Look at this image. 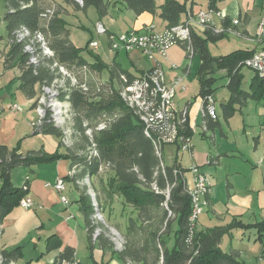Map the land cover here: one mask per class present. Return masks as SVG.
<instances>
[{
    "label": "trees",
    "instance_id": "1",
    "mask_svg": "<svg viewBox=\"0 0 264 264\" xmlns=\"http://www.w3.org/2000/svg\"><path fill=\"white\" fill-rule=\"evenodd\" d=\"M58 1V0H49ZM116 4H124L126 8L133 12L137 17L143 14L157 15L167 24V27H174L182 22L183 16L188 13L186 4L176 0H165L157 8L156 0H113ZM5 4L6 12L2 22L6 28V34L9 39V51L5 56L4 65L6 69L18 68L20 76L17 78L20 82V90L24 96L33 100L31 109L37 106L39 92H44L50 88L56 80H62V86L59 89V99L70 103L71 113L75 115L74 131L75 135H81L87 144L80 147L84 153H68L66 158L71 159L72 168H79L80 172L71 178L76 182L78 178H92L100 174V166L109 165L114 175V180L108 181L107 195L113 200L114 196H120L125 204L138 210L139 227L136 223L129 225L127 235L128 242L123 240L122 250L112 251L117 254L121 260H132L143 264H245L239 259L236 253L225 254L220 249L223 236L231 229L245 227L241 223H233L227 227H218L207 231L205 234H199L197 231L194 238L189 241L191 229L189 226L192 202L190 195H187L186 183L183 179L184 169L175 162L173 166L162 167V158L158 157L157 149L154 144L156 137L152 130L149 135L146 134V127L138 116H135L130 109H123L119 105L117 93L105 99L101 93L103 82L97 84L94 99L91 98L92 87L84 92L78 85H73L69 77H63L60 70L61 66L67 69L77 70L82 67L90 68L97 73L105 70L109 71L110 79L118 81L124 87L122 77H127L128 82L135 78L129 73L118 68V66H107L99 55H91L88 52V45L84 49L76 48L70 39V30L67 22L63 19L64 8L60 5L53 8L54 14L49 20L42 21V15L45 13L46 0H0ZM70 4L69 0H64ZM215 0L209 2V9L218 12ZM74 7L79 11H87L94 8L99 18H104L109 14L110 2L108 0H82V4L74 1ZM50 8V7H49ZM191 17V16H189ZM222 22V32H216L215 29H204V37H200L192 31V49L194 55H198L201 60L197 72V78L200 86L199 96L205 98L213 95L216 72L225 71L229 79L227 89L230 98L227 104L222 105V110L227 119L234 116L235 105H244L248 99L261 101L264 98V76L257 74L252 80L250 92L246 93L241 89L243 79L242 70L245 68L244 62L250 59L253 51H236L227 56L213 58L208 49V43H218L230 33H237L236 24L224 17ZM44 23V24H43ZM237 23V22H236ZM26 28L32 34L37 32L44 34L49 40L48 47L54 53L52 57L42 56L36 49L32 50L31 56L23 49V45L15 43L14 33ZM3 38L0 37V41ZM185 47V46H184ZM186 50V47H185ZM35 51L38 55H35ZM88 52L93 59L90 64L83 57V53ZM33 55V56H32ZM32 57L40 59L39 64L31 65ZM55 64H57L55 66ZM61 72V73H60ZM80 78V77H78ZM83 83V81H80ZM54 86V85H53ZM44 90V91H43ZM114 92H117L114 90ZM96 100V101H94ZM119 110V115L114 116L113 121L108 124L104 131L95 133L93 140L86 137L87 128L85 123L89 121L94 114L112 113ZM44 124L41 128L35 129L34 133L63 138L64 132L61 127L54 125L52 114L43 119ZM88 123V122H87ZM88 127L90 125L88 124ZM182 134L192 137L188 128V123L183 126ZM64 140V139H63ZM93 147L87 151V147ZM163 154V153H162ZM163 157V155H162ZM59 156H47L41 152H28L22 154L20 147L9 150L0 145V224L16 208L20 201L26 197L23 188H16L11 180L12 172L19 167L31 168L38 164L52 162ZM178 171V174H175ZM30 172L33 173L31 170ZM25 184L29 185L30 181ZM155 184L159 193L153 189ZM85 190V191H84ZM81 193L79 203L85 218V224L89 233L91 245L97 243L105 250H112L109 239L104 233L95 238L97 230L95 229L92 217L95 213L92 199L84 188ZM169 190L171 195L168 200V209L163 205L167 201L165 192ZM163 192V193H162ZM160 213V214H159ZM159 214V215H158ZM173 220H170L171 218ZM173 223L177 230L175 232V246L168 249L165 242L166 235L172 231ZM246 228H254L258 233V241L264 246V222ZM139 235V236H138ZM133 237V238H132ZM96 241H95V240ZM51 240V241H50ZM48 249L59 248V244H52L51 238ZM93 242V243H92ZM93 246H91V250ZM2 264H11L21 257L20 249L10 252H1ZM75 260L74 252L65 251V255L59 260Z\"/></svg>",
    "mask_w": 264,
    "mask_h": 264
},
{
    "label": "crops",
    "instance_id": "2",
    "mask_svg": "<svg viewBox=\"0 0 264 264\" xmlns=\"http://www.w3.org/2000/svg\"><path fill=\"white\" fill-rule=\"evenodd\" d=\"M164 1L165 0H162V2L159 3L156 0L158 9ZM176 1L186 4L188 8L187 15L183 16L181 21L184 23L192 13L209 8V2L211 0H209L205 8L198 4L197 0H192V2L188 0ZM56 2L59 3L60 0ZM215 2H217L216 7L218 11L224 12V17H227L233 24H236L238 32L228 35L237 37L244 44H238L236 47L234 46L231 52H227V46L224 47L223 44V50L225 52L217 56L212 53V48L210 47V44L214 43L209 42L211 56L213 58H220L233 52L235 53L236 51L255 50L257 47L253 44V40L256 35L258 24L264 16V8L260 6L262 5V1L238 0L227 3L228 0H215ZM2 4L6 12L5 4ZM63 7L66 10L64 5ZM68 13L69 14H64L63 19L67 22L69 28L67 19L71 18V16L69 11ZM159 13L160 11L158 10L155 16L143 14L137 17L133 12L129 11L124 4H118L117 7L110 6L109 14L106 17L99 18L98 16L96 23L103 24L108 34L111 35H120L131 30L141 29L151 23L162 30L167 27V24L159 18ZM110 22L119 25V32L113 30ZM222 22V19H217L216 24L218 28L223 27ZM2 24L4 25L3 22ZM193 31L198 36L204 37V31L203 33L197 29H193ZM2 41L3 40L0 42ZM222 43L221 40L215 43L214 47ZM175 47L181 48L184 53V61L182 63L172 59L169 53L168 60H163L161 58L158 60L165 72L167 81L172 82L177 78L184 79L183 83L187 89V84L189 83L188 78L191 77L193 79L194 77V73H192L191 69L193 63L197 59L198 63L196 65H198L197 68L199 69L201 60L198 55H195L192 61H189L184 45L180 44ZM8 51L9 45L6 54ZM109 54L110 56H107V58L106 56L104 58L101 54L98 55L107 66H118V68L129 73L134 78H137L143 72L154 66V64L149 62L139 51L130 53L123 51L110 53L109 50ZM5 55L0 58L2 66L4 65ZM86 60L88 61V59ZM88 62L90 64L94 63L92 59ZM173 64L177 65L178 68L174 69ZM3 69L5 73H13L14 83L12 84L13 86L10 85L11 87H6V91L0 96V102L2 104V106H0V145L5 146L9 150L20 147V152L22 154L28 152H41L51 157L58 155L59 158L49 163L32 166L31 168L23 167L26 169V172L22 173L23 175L17 173L20 168L15 169L12 174H10L12 183L16 188H22L27 177L30 176V184L28 185L29 190L26 192V197L31 198L35 205L30 210L16 207L4 219L0 236L1 252L11 253L16 249H20L21 257L12 262L13 264H55L61 256L65 255L66 250H69V252L73 251L75 260H78L82 264H143L129 259L121 260L117 254H113V250H103L97 243L92 242L93 244L91 245L85 218L80 203L78 202L81 193L85 191L83 185L86 178H78L76 182H73L71 178L73 175H77L80 169L75 167L72 168L71 159L66 158L68 153H83L79 147H75L74 149L73 147L69 148V145L78 141V138L75 137L74 140L65 142L63 140L65 137L57 138L42 133H34L35 129L32 127V123L38 119V115L36 109H31L34 101L27 99L20 90V82L17 79L20 76V71L18 68L6 69L5 66H3ZM80 72L79 69V74L81 75ZM241 73L243 75V83L246 76L243 70ZM100 74L103 78H106L102 82H113V80L110 79L108 70ZM255 75L256 73L254 72V76L250 78L248 90H244L241 83V89L244 92H250V86ZM214 78L216 79L214 89H216L215 87L219 79H226V85L229 83L225 71L216 72ZM195 80L198 83V95L196 97L194 96L193 103H191V97H186V95L183 94V91L185 92L186 89L179 91L178 100H176L177 95L175 98L178 110L188 108V128L192 133L193 151H181L175 145H168L175 146L176 156L173 158L171 165H164L171 167L175 162H178L185 171L183 179L186 183V187H192L193 185V174L188 169L193 164L197 165L201 172L209 177L211 183L210 194L208 196L209 204L204 213L198 218L196 231L199 234H205L207 231L214 228L227 227L233 223H241L245 227L233 228L223 236L220 249L225 254H238L239 259L243 262L245 258L244 253L246 252L239 248L237 244H233L234 233H241L242 237H245L244 235L246 232H257L254 228H246L247 226H254L264 222V196H262L264 194V148L262 149V145L259 141L252 150V145H250L252 141H250V136H248V132L246 128H244L245 122L243 124L242 133L246 139L247 145L239 143V137L236 136H233V140H230V137L227 133H224L222 129L218 110V118L215 121L203 113L204 98L199 96L200 86L196 75ZM114 83L121 86L118 81H114ZM121 87L123 88V86ZM38 92L40 95V91ZM229 98L230 93L228 91L226 100L221 104L222 112H220V114H222L226 120L229 119L224 115L222 105L227 104ZM180 100H184L182 104ZM263 101L264 98H262L261 101L248 99L242 106L235 105L234 116L238 111L243 114L247 107H250L249 104L252 105L253 102L257 103L251 106L255 108L254 110L257 112V115L264 116V109L260 107ZM13 104H19L22 108L21 117H19V119L16 118V112L10 110ZM23 107H25V110H23ZM19 120H21V122ZM198 134H201L203 138L201 139L202 141L194 138ZM250 134L252 133L250 132ZM204 138H206L207 141H205ZM207 138L211 140L209 141ZM184 152H188L187 154L189 155L190 164H188V166H184V162L179 159V154H183ZM31 170L33 173L30 172ZM96 176L97 175H94L92 178L95 179ZM59 178L65 180L66 191L63 194L58 193L53 187H46L47 183L53 185ZM107 185L108 183H105L104 188L102 187L104 193L107 192ZM94 188L99 192V188L95 183ZM62 195L67 198V205L63 204L60 200ZM115 198L118 197L115 196ZM176 230L177 227L175 223H173L171 233L164 236L168 249H173L175 246ZM51 238H53L52 244H59V248L52 250L48 249ZM255 241H258V233L255 237ZM91 246H93L92 250ZM244 263L246 264L245 261Z\"/></svg>",
    "mask_w": 264,
    "mask_h": 264
},
{
    "label": "rangeland",
    "instance_id": "3",
    "mask_svg": "<svg viewBox=\"0 0 264 264\" xmlns=\"http://www.w3.org/2000/svg\"><path fill=\"white\" fill-rule=\"evenodd\" d=\"M74 1L77 2L76 0H69L70 4H67L64 2V0H60L59 3L56 1L53 2V1L46 0L45 5H46V8H48V9H46L45 12L48 11L47 15H46V17H48V18L42 17L43 18L42 21L43 20H49L51 18V16H53V14H54L53 8H58L60 5H64L66 7V10L64 9L65 13L69 14L68 11L70 12L71 18L67 19V21L69 22V30H70V34H71L70 36H71L73 44L76 46V48L84 49L88 45L90 40H94V41H97L100 46L96 50H94L90 46H88L87 49H88L89 54H91V55L101 54L104 58H105V56L107 58V56H110L109 50H110V53H114V52H113V50H111V46H110L111 41L109 39V35H108V39H107L106 35H100L96 31V26H97L96 21L98 19V14H97L96 10L94 8H89L87 11H79V10L76 11V9L74 7ZM108 1L110 2L111 7H117L118 3L116 4L113 0H108ZM188 1L192 2V0H188ZM235 1H238V0H228L227 3H231V2H235ZM261 1H262V3H261L262 5H260V6L264 8V0H261ZM157 2L160 3V2H162V0H157ZM197 2L203 8H205V7H207L209 0H197ZM2 3L3 2L0 3V37L3 38V41L0 42V58H2L6 54V51L8 49V45L10 44L9 39L7 37V34H6L5 25L2 24L3 14L5 12L4 6ZM209 10L210 9L207 8L206 10L202 9L199 12L192 13V19H191L192 31H193V29H197V30H200L201 33H203V31H204L203 25H204V22L207 20H204V16H202L201 14H202V12H205V13L209 12ZM224 15H225L224 12H214V15L211 16L210 22H209L211 28H208V29H215L216 32H220L221 30H223L222 27L218 28L216 21H217V19L221 20L222 17H224ZM181 24H183V23H181ZM181 24H179V25H181ZM147 26H150V27L154 26L155 31L156 30L161 31V29H158L157 26L152 24V23L150 25H147ZM147 26H144L141 29H137L136 31H138V34L139 35L141 34V36L148 35L149 33L152 32V30L150 28H148ZM111 27L116 32H119L118 31V29H119L118 24L111 23ZM167 28H171V27H166L163 30H165ZM28 31L29 30L26 28H21V29L17 30L13 35L14 42L22 44L24 51L26 53H28L30 56L33 53L32 50H34V48L38 44L39 46L36 47V49L38 48V50L40 52H42V53H40V54H42V56L52 57V54H50V52L52 53V51L48 47L49 40L47 39V37H45L44 34H43L44 35L43 36L42 33H40V32H37L36 34H32L30 31L28 33ZM122 34H125V33H122ZM122 34H120V35H122ZM108 40H109V47H108ZM191 42L192 41H187V44L183 43L187 49L186 55H187V59L189 61H192V59L194 58ZM222 42H223L222 44H218V46H215V47H214V44H210V47L212 48V53L214 55L218 56L219 54H223L222 52H225L223 50V44H224V47L227 46V50H228L227 52H231V50H233L234 46L236 47L238 44L239 45L244 44L241 42V40H239L237 37H235L233 35H226V37L222 40ZM253 42H254L253 44L257 48L255 49V52L252 56H254L256 53L262 54L264 52V16L262 17V19L260 20V22L258 24V27L256 30V35L254 37ZM177 43L180 44L179 41ZM44 45H46V47ZM208 49H209V44H208ZM88 52L84 51L83 55H84V58L88 59V61H91L92 58L89 56ZM209 53H210V51H209ZM35 55L36 56L38 55V53L36 51H35ZM169 55H171L172 59H174L175 61H178L179 63L180 62L182 63L184 61V53H183L181 48L173 46L169 51ZM210 55H212V54L210 53ZM39 62H40V59H38V57L35 59V61H33V57H32V59H31L32 64L31 65L39 64ZM197 63H198V60L196 59L193 63L192 68H191L192 73H194V77L192 76L193 79L191 77L188 78L189 83L187 84L188 85L187 89H186V86H184L185 84L183 83L184 79H182V86L185 87L186 91L184 92L182 88L179 89L177 94H176L177 98L175 96L176 100L179 99L178 98L179 97L178 95L180 93L179 91H183V94L186 95V97H191V99H190L191 103L194 102V98L198 95V83L195 80V75L197 77L196 73H197V69H198L197 68L198 65H196ZM56 65L57 64H55V66ZM159 68H160V74L162 73L161 76L159 75L160 80H164L163 68L161 66H159ZM84 69H87V71H84ZM64 70L67 73H69V71L71 72L69 74H63L61 72L60 73L62 74L63 77H69L71 79L73 85H76V81H77V85H84V83H85V87L87 85L91 86L93 88L91 98H93V99L95 97V92H98V91H96L97 84L101 83L102 81H104V79H106L105 77L103 78V76H101L100 73H97L96 71H94L90 68L88 69L86 67H82L80 69L81 75L79 74V71H77V70H71V69H68V70L64 69ZM243 72H244L246 77L243 80L242 88L244 90H248L249 81H250V78L252 76H254V72L252 70L246 68V67L243 69ZM13 77H14V75L12 72H9V73L4 72V69L2 66V61L0 60V96L2 95V93H4V91H6V87L13 86L12 85L14 83ZM72 77L74 78V80L72 79ZM78 77H80V78H78ZM165 77H166V75H165ZM79 80L83 81L84 83H80ZM62 85H63L62 80H56L54 82V84L49 86L50 88H48L47 91L43 90L44 91L43 92L44 100H48V102L40 103V108L37 109V111H36L37 115H38V119L36 121H34L32 123V125L38 124L41 121V118L45 119L49 113H51V114L54 113L56 115L55 118L57 119V121H56L57 124H55V122L53 121L54 125L57 127L59 126L63 129L62 132H64V136H65L64 141L67 142L69 140H74L75 137L78 138V141H76L72 145H69V148L70 147H73V149L75 147L80 148V147H83L84 144L86 145L88 140H84V138L81 135L79 136V135H75L73 133V132H75L74 126H73V124L76 121L75 115H74V113H71L70 103L66 100L63 101V100L59 99L58 92H59V89L61 88L60 86H62ZM124 87L122 88L121 86L115 84L114 81L113 82L107 81L103 84V86L101 88V93L103 94L105 99H107L108 97H111L113 95V93H115V94L117 93V95H115V97L116 96L118 97L117 99L120 101L119 105H122L123 109H127L128 107L124 103V95H128V94L125 93L127 91V87L126 86H124ZM215 88L216 89H215V93L213 94V96H214V99L216 101V107H217V110L219 113V120L222 124V129H223L224 133H227V135L230 137V140H233V136H236V137H239V143L247 145L246 139L244 138L243 133H242V129L244 127L243 124L245 122L244 128H246V131L248 132V136H250V141H252V144H250V145H252V150L254 149V146L258 144L259 141H260V144L262 145L261 147L263 149L264 148V116L257 115V112H255V110H254L255 108L251 107L252 105H256L257 103L253 102L252 105L249 104L250 107H247L246 111L243 114L240 113V111H238L237 114L233 118L226 120L224 118V116L222 114H220V112H222L221 111V104L226 100V97L228 95L226 79H219ZM114 90H116L117 92H114ZM120 93H122L123 98L121 97ZM135 96H136V94L133 93V94H131L130 98L135 97ZM135 99L139 102V99H137L136 97H135ZM184 100H180L181 104L183 103ZM94 101H96V100H94ZM132 102L135 103V101L133 99H132ZM134 105H136V104H134ZM0 106H2L1 102H0ZM260 107L262 109H264V101L261 102ZM24 108L25 107H23V110H25ZM42 110H43V112L45 111V114L42 113ZM111 111H112V113H108V114L107 113H104L101 115L99 113L94 114L93 116H91L92 118L89 121H87L88 123L86 122L84 126H86L87 130L89 128H92L91 130L93 131L94 127H100V125H102V121H104V120H105V122H108V124H109L111 121H113L114 116L117 117L116 115H119V113H120L119 110H116L115 112H113V110H111ZM21 113L22 112H19V111L16 112L15 115H16L17 119H19V117H21ZM22 117H23V115H22ZM138 118H140V117H138ZM19 121L21 122V120H19ZM88 124L90 125V127H88ZM250 132L252 134H250ZM96 133H98V132H96ZM94 135H95V133L93 135H91L90 133L87 134V131H86V137H88V139L90 138V141L93 140ZM241 135H242V138H241ZM194 138L196 140L198 139L200 141H202L201 139H203L201 134L196 135ZM207 139H209V141L211 140L210 138H207ZM204 140L207 141L206 138H204ZM88 143H89V141H88ZM87 148H88L87 151H91L93 149V147L89 146V144H88ZM83 153H84V151H83ZM187 153L188 152H184L183 154H181V153L179 154V159H181L184 162V166H188V164H190L189 155ZM162 155H163V157H162ZM162 155L161 156L158 155V157H160V159L162 158V167H163V164L171 165L173 162V158L176 156L175 146H165ZM19 168H20V170H18L17 173L20 175H23L22 173L26 172V169L23 167H19ZM103 170L100 169L101 174L97 175L95 177V179L94 178H92V179L86 178V181H85L83 187L87 190V193L90 195V197H91L90 199H92V197H95L94 199H95L96 207L94 206V202L92 199V203H93L94 210H95V213L92 217L93 221L95 223L94 226H96L95 229L100 230L101 233H104L106 235V237L109 239L112 250L118 251L117 247H119V245L121 247L124 246L123 243H122V245L120 244L121 241H123L122 238H124L126 243L128 242L127 235L129 233V225H132L131 223L134 222L139 227V225H140V223L138 221L139 212L136 208L125 204V201L122 197L118 196V198H115V196H114L113 197L114 199L111 200L108 197L107 192L104 193V191H102V187L104 188L105 183L107 184L109 180L115 179V175L110 169L109 170L106 169L104 171ZM207 181H208L209 185H211L210 179H207ZM94 183L99 188V192L95 190ZM153 187H157V186L155 184H153ZM98 193H100V194H98ZM166 193H168V195ZM165 194H166V198H169L171 196L169 194V190H167L165 192ZM209 194H210V191H209L208 195L206 196V199L204 198V200H203L204 201L203 208H206L209 204L208 203ZM262 196H264V194ZM96 218H97V220H95ZM173 219L174 218L172 217L170 220H173ZM0 227L2 228V224H0ZM256 235H257V233L255 231L246 232V234L244 235L245 237H242L241 233L240 234L239 233L237 234L236 232L234 233L233 244H237V246L239 248H241L242 250H245L244 252H246V253H244L245 254L244 261L246 262V264H264V250H263L264 246L262 245L261 242L255 241ZM115 243H117V246ZM125 246H126V244H125Z\"/></svg>",
    "mask_w": 264,
    "mask_h": 264
},
{
    "label": "built area",
    "instance_id": "4",
    "mask_svg": "<svg viewBox=\"0 0 264 264\" xmlns=\"http://www.w3.org/2000/svg\"><path fill=\"white\" fill-rule=\"evenodd\" d=\"M81 4V3H80ZM213 10H209V12H202V16H204V20H207L204 22V29L205 28H211L210 27V18L212 15H214ZM219 12V11H218ZM224 17H222L223 19ZM192 15L188 18L187 21H185V25L183 26V34L184 36H190V41H192ZM152 30L151 33L148 35L141 36V34H138V31L131 30L129 32H126L122 35H111L108 34L107 29L105 26L101 23H98L96 26V31L100 35H109V39L111 41V50H113L114 53L116 52H133V51H139L142 53V55L151 63L154 64L153 68L143 72L140 76L135 78L132 82L127 81V77H122V81L124 83V86H128V88L133 90V93L139 96V103H137V106H128V103L124 100V103L126 106L133 112L135 116L139 117V109H147V113H150V120H141V123H145L149 130H152L153 136L159 139L160 142V149L161 153H163L164 147L168 145H175L177 146L181 151H193V145H192V137H187L186 135L182 134V128L188 123V116L189 111L188 108H184L182 110H178L176 103H175V96L179 89H185L184 86H182V79L177 78L172 82H168L165 77L164 72V80H156L155 77V70L156 66H161L159 63V58L163 60H168V53L170 49L173 46L177 45H184L183 43H177L174 41V38L172 35H168V30H161V31H155V27L147 26ZM221 30L220 32H222ZM92 49L96 50L99 48V43L97 41L92 40L89 45ZM185 46V45H184ZM52 56H54V53L52 52ZM194 57V53H193ZM244 65L246 68L252 70L255 72L259 77L264 75V52L256 53L254 56H252L250 59L246 60L244 62ZM62 69L68 70L66 67L61 66ZM173 68L177 69L178 66L173 64ZM164 71V70H163ZM69 73H71L69 71ZM72 79H74L72 77ZM77 85V81H76ZM79 89H82L84 92L89 91V87H85L84 85H78ZM149 87H157L159 89V93L164 96V99H166V106L168 107L169 115H173L174 119V128L169 129H163V123H160V108H157V103L150 102L149 98ZM121 97H122V93ZM123 98V97H122ZM48 100H44V94L43 92H40V95L37 100V109L40 108V103H46ZM10 110L13 112H21L22 108L19 106V104H13L10 107ZM203 113L207 115L208 117H211L212 120H217L218 113H217V107H216V101L214 99L213 95H209L203 99ZM44 121H40V123L36 125H32L34 129H40L41 126H43ZM108 128V122L102 121V125L100 127H94V130L92 131V128H89L87 130V133H90L93 135L96 132H101L106 130ZM94 137V136H93ZM109 165H102L100 166V169H108ZM164 167V164H163ZM103 170V171H104ZM189 171L193 174V185L192 187H186L187 188V195L193 196V206L191 210V222H189V226L191 229V234L189 235V241H191L194 238V234L196 232V224L198 221V218L201 214L204 213L206 208H203L202 205V191L205 189H210L211 185L207 184V175L201 172L200 168L193 164ZM178 171H175V174H178ZM26 181H30V176L27 177ZM29 186L27 184H24L22 186L23 191L28 192ZM46 187H53L58 193L63 194L66 191V185L65 183H62V178H59L55 184H46ZM153 189L159 193L158 187H153ZM61 202L65 205L68 204V200L65 196H61L60 198ZM164 203V207L168 209V200ZM34 201L29 197H24L19 204V207L24 210H30L34 207ZM1 229L0 228V236H1ZM3 263V259L1 256V250H0V264ZM13 264V263H11ZM55 264H82L78 260L73 261H66L65 260H57Z\"/></svg>",
    "mask_w": 264,
    "mask_h": 264
},
{
    "label": "bare ground",
    "instance_id": "5",
    "mask_svg": "<svg viewBox=\"0 0 264 264\" xmlns=\"http://www.w3.org/2000/svg\"><path fill=\"white\" fill-rule=\"evenodd\" d=\"M48 12V11H47ZM47 12H45V14H43V17L44 18H48L46 17L47 15ZM50 14V13H49ZM52 17V16H51ZM46 21V20H45ZM185 25V23L181 24V25H178V26H175V27H171V28H167L165 30H168V35H172V37L174 38V41L175 42H180V43H184V44H187V41H190V36H184L183 34V26ZM29 33V31H28ZM31 35V34H30ZM44 36V35H43ZM36 38V37H35ZM20 41V40H19ZM23 42V41H22ZM28 42V41H27ZM17 43V42H16ZM36 43V42H35ZM38 45V44H37ZM46 47V45H44ZM187 46V45H186ZM43 47V46H42ZM191 48V47H190ZM45 49V48H44ZM187 50V49H186ZM50 52V51H49ZM42 53V52H41ZM50 54H52L50 52ZM189 54V53H188ZM45 55V54H44ZM33 56V55H32ZM37 57H33V61H35ZM41 59V58H40ZM60 70L63 74H69L67 73L64 69H62V67H60ZM84 71H87V69H84ZM163 72V71H162ZM162 74V73H161ZM160 68L159 66H156V70H155V77H156V80H160ZM160 75V76H159ZM164 75V74H163ZM264 76V75H262ZM74 80V79H73ZM60 83V82H59ZM84 83V82H83ZM125 88V87H124ZM47 91V89H45ZM129 92V93H128ZM126 94L128 95H124V100L126 101V103H128V106H137V103H139L135 97L137 99H139V96L136 95L135 97H132L130 98L131 94H133V90L128 88L127 86V91L125 92ZM149 98H150V102H154V103H157V108H160V123H163V129H169V128H174V119H173V115H169V111H168V107L166 106V99H164V96L161 95L159 93V89H157V87H149ZM55 99V98H54ZM132 99L135 101V103L132 102ZM136 104V105H134ZM61 106V105H60ZM68 107V106H67ZM48 109V108H47ZM42 113L45 114V111L43 112L42 110ZM57 113V112H56ZM63 115V114H62ZM55 114L53 113L52 114V119L53 121L55 122V124H57V119L55 118ZM139 119L140 120H150V113H147V109H139ZM40 118V117H39ZM211 118V117H209ZM41 121H43V119L41 118ZM40 123V122H39ZM146 127V134L149 135V132L151 130H149L148 126L143 123ZM88 134V133H87ZM155 146H156V149H157V155L161 156L162 153H161V149H160V142H159V139L156 138V140L153 141ZM207 179H209V177H207ZM209 181V180H208ZM207 181V184L209 185ZM62 183H65V180L62 179ZM209 189H205L202 191V205L204 203V198L206 199V196L208 195L209 193ZM95 197H92L93 199V202H94V206L96 207V204H95ZM190 198H191V202H192V206H193V196L190 195ZM100 214V213H99ZM97 220V218L95 219ZM190 221H191V217H190ZM1 228V227H0ZM100 230H97L96 232V235H95V238H97L99 235H100ZM95 240V239H94ZM123 241H121V245H122ZM117 244V243H116ZM125 244V243H124ZM121 246L119 245L118 250H122V247L120 248Z\"/></svg>",
    "mask_w": 264,
    "mask_h": 264
},
{
    "label": "water",
    "instance_id": "6",
    "mask_svg": "<svg viewBox=\"0 0 264 264\" xmlns=\"http://www.w3.org/2000/svg\"><path fill=\"white\" fill-rule=\"evenodd\" d=\"M78 3H81L82 4V0H76Z\"/></svg>",
    "mask_w": 264,
    "mask_h": 264
}]
</instances>
